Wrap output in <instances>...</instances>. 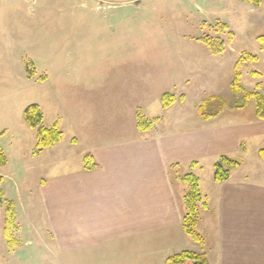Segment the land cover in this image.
<instances>
[{
    "label": "crops",
    "instance_id": "crops-1",
    "mask_svg": "<svg viewBox=\"0 0 264 264\" xmlns=\"http://www.w3.org/2000/svg\"><path fill=\"white\" fill-rule=\"evenodd\" d=\"M107 3L96 0L98 19H107L111 8L134 2ZM109 18L115 19L114 14ZM10 40L0 32L1 51L15 54L18 45ZM110 51L118 57L100 67L93 95L76 91L88 100L92 97L91 106H85L93 112L76 115L75 110L64 111L53 101L58 109L53 110L47 127L64 126L67 135L37 151L35 130V139L28 144L31 158L25 166L37 185L28 193L27 206L19 208L12 201L16 222L21 216L36 226L31 216L35 208L40 228H33L40 242L51 255L66 260L92 256L96 264H167L168 258L189 251L204 254L209 264H264V159L258 156L264 148V119L256 111L243 115L230 108L204 120L197 112L199 102L190 103L189 111L185 97L163 108L158 99L149 101L146 82L138 80L147 66L136 64L140 69L134 76V65L126 64V54L138 50ZM0 57L2 70L4 56ZM31 66L34 76L43 79L28 77L26 69L23 78L46 83L54 93L62 84L90 88L83 78L69 83L60 78L52 81L53 74L33 61ZM185 68L190 76L172 83L174 91L193 77L190 72L195 69ZM122 72L128 80L111 79ZM122 86L125 95L120 96ZM37 105L43 116L42 103ZM136 111L153 120L145 131L134 124ZM72 136L75 142L69 141ZM85 154L91 156L94 168H84ZM221 156L238 161V166L229 169L226 180L216 182L214 166ZM8 163L6 158L2 166ZM186 174L196 177L203 198L196 225L201 243L188 236L182 225L187 190L182 178ZM0 178L2 183L4 177Z\"/></svg>",
    "mask_w": 264,
    "mask_h": 264
},
{
    "label": "rangeland",
    "instance_id": "rangeland-1",
    "mask_svg": "<svg viewBox=\"0 0 264 264\" xmlns=\"http://www.w3.org/2000/svg\"><path fill=\"white\" fill-rule=\"evenodd\" d=\"M103 1L113 5L128 0ZM133 2L111 8L107 19H98L96 0H0V21L3 22L0 32L4 31L10 41L14 39L18 45L14 48L15 54L0 49L4 56L0 70V152L9 159L7 165L0 166V176L4 177L0 186L4 200L14 201L19 208L25 207L30 201L29 191L33 192L37 185L25 166V161L31 158L28 144L35 139V129L24 123V108L40 101L44 126L51 125L53 110L58 109L53 101L64 111L75 110L76 115L83 111L85 114L93 112L85 106V103L91 106L92 97L88 100L76 91L83 94L85 90V95H93L91 90L96 89L100 67L118 57L110 51L113 48L138 50L137 54H126V64L134 65V76L140 69L135 68L136 64L147 66L148 71L138 80L146 82L149 101L158 99L160 103L162 95L174 94L178 101L186 98V107L190 111V103L214 96L227 102L222 111L235 108L243 115L255 113L253 97L244 100L241 93L235 95L231 82L237 73L244 90L264 96V0L260 5L239 0ZM113 14L115 19H110ZM206 41L216 44L217 48L222 47L223 52H213ZM251 57L260 60L256 62ZM117 60L122 62L120 58ZM32 61L53 74L52 81L60 78L57 80L69 83L83 78L90 88L62 84L54 93L46 83L25 80L23 72L27 70H31V76L26 73L28 77H34L36 81L43 79L41 75L34 76ZM184 66L195 69L190 72L193 77L174 91L172 83L185 81L190 76ZM255 71H260L261 75H255ZM111 79L128 80L129 76L122 72L120 77L112 76ZM134 88L135 85L131 89ZM123 95L124 86L120 96ZM238 103L241 104L237 106ZM138 115L146 118L139 111L135 112L137 128ZM146 119L153 123L152 119ZM59 124L62 125L61 119ZM61 127L62 130L58 129L63 131L62 136L67 135V129ZM69 139L75 142V137ZM176 184L179 186L180 183ZM180 186L182 190V184ZM4 210L5 205L0 207V264H96L92 256H74L66 260L51 255L33 228H40L37 224L40 215L35 208L31 216L36 226L26 217L19 216V227L12 232L16 245L11 250L3 234Z\"/></svg>",
    "mask_w": 264,
    "mask_h": 264
},
{
    "label": "trees",
    "instance_id": "trees-1",
    "mask_svg": "<svg viewBox=\"0 0 264 264\" xmlns=\"http://www.w3.org/2000/svg\"><path fill=\"white\" fill-rule=\"evenodd\" d=\"M247 2L253 5H260L261 0H239ZM210 49L215 53L223 52V48H217L216 44H209ZM264 43V42H263ZM220 45L222 43H219ZM222 46V45H221ZM264 49V44H263ZM252 60L255 59L251 57ZM29 76H31V70H27ZM232 92L242 94L244 100L253 97L256 104V115L258 118L264 119V96L259 95L257 92L246 91L240 85V76L236 73L234 80L231 83ZM176 98L170 94H164L161 97L162 107L166 108L174 102ZM241 104L238 103L237 106ZM227 107V102L219 97L210 96L199 101L197 104L198 115L207 120L213 116L218 115L224 108ZM24 123L32 129L36 130V150L40 151L45 148L51 147L58 143L62 138V132L56 127H47L43 125L42 112L37 104H30L23 110ZM142 115L137 116L138 128L145 131L151 126V120H147ZM146 124V125H145ZM258 156L264 159V148L258 151ZM6 157L0 152V165L5 164ZM83 165L86 169H92L95 167L92 162V158L89 154L83 156ZM238 166V161L228 159L225 156H221L219 161L214 166L213 179L216 182L226 180L229 177L230 168ZM183 182L187 185V190L183 196L184 212L182 215V225L185 233L190 236L194 241L201 243V237L196 231V225L199 220L200 208L204 207L202 204L203 198L201 197L198 180L192 174H186L182 178ZM1 183V178H0ZM5 205L4 210V228L3 234L6 239L9 248L15 247L16 240L12 234L18 227L16 222V211L13 202L4 200L2 190L0 188V207ZM167 264H209L204 254H197L189 251H183L176 254L167 260Z\"/></svg>",
    "mask_w": 264,
    "mask_h": 264
}]
</instances>
